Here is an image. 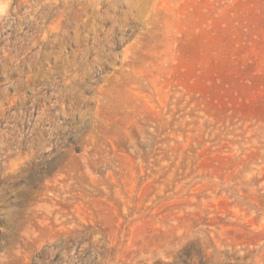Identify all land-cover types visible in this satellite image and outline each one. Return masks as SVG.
Returning a JSON list of instances; mask_svg holds the SVG:
<instances>
[{
	"label": "rangeland",
	"instance_id": "1",
	"mask_svg": "<svg viewBox=\"0 0 264 264\" xmlns=\"http://www.w3.org/2000/svg\"><path fill=\"white\" fill-rule=\"evenodd\" d=\"M0 264H264V0H0Z\"/></svg>",
	"mask_w": 264,
	"mask_h": 264
}]
</instances>
